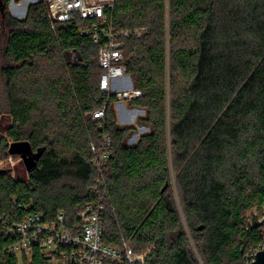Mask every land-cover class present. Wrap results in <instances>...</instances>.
<instances>
[{
	"label": "trees",
	"instance_id": "1",
	"mask_svg": "<svg viewBox=\"0 0 264 264\" xmlns=\"http://www.w3.org/2000/svg\"><path fill=\"white\" fill-rule=\"evenodd\" d=\"M9 5L1 0L0 157H19L13 143L41 155L26 178L0 170V264H48L38 248L30 260L10 252L18 239L5 236L6 219L40 212L54 223L64 212L74 232L97 202L91 144L102 131L87 115L106 104L104 242L151 248L149 264H199L193 246L204 264H246L264 243V222L247 223L264 208V0H116L117 29L148 31L125 42L127 74L143 92L130 104L150 129L135 146L136 127L118 126L116 98L100 90V48L80 34L83 21L53 25L44 2L20 20ZM72 51L77 64L65 58Z\"/></svg>",
	"mask_w": 264,
	"mask_h": 264
},
{
	"label": "built area",
	"instance_id": "2",
	"mask_svg": "<svg viewBox=\"0 0 264 264\" xmlns=\"http://www.w3.org/2000/svg\"><path fill=\"white\" fill-rule=\"evenodd\" d=\"M47 8L48 19L54 25L74 21H83L79 32L89 36L99 49V63L103 69L100 78V90L108 96H114L118 104H128L143 96V92L135 89L130 82L126 69V44L131 38L141 39L147 33L146 28L117 29L114 20L116 0H41ZM38 3V2H36ZM77 58L76 52H70ZM129 80L126 87L120 83ZM127 83V84H128ZM106 104L102 108L89 113L92 122L102 131L100 143L91 144L94 155L93 164L97 170V178L91 193L97 202L85 206L79 213V225L72 232L67 229L65 213L60 212L57 221L48 223L43 213L35 212L28 215L21 223L5 221L4 234L8 238L18 239L10 248V252L19 258L31 259L33 251L38 248L48 260V264H149L147 263L148 248L144 253L137 254L130 244L122 247L108 245L104 242V224L108 188L104 170L112 156V138L105 132ZM255 218L259 224L264 222V208L255 209ZM254 220V218H252ZM252 223V221H251ZM264 250V243L253 249L246 264H252L258 252ZM163 264V263H160Z\"/></svg>",
	"mask_w": 264,
	"mask_h": 264
},
{
	"label": "rangeland",
	"instance_id": "3",
	"mask_svg": "<svg viewBox=\"0 0 264 264\" xmlns=\"http://www.w3.org/2000/svg\"><path fill=\"white\" fill-rule=\"evenodd\" d=\"M13 1H15V0H10V3ZM8 10L10 12L9 7H8ZM65 58L71 64L79 63L77 61V58H74V59L72 58V54H70V52L65 54ZM6 62H7V60L3 56H0V93H1V99H2L4 105H5L4 101H5V95L7 93L6 92L7 90L5 89V80H4L3 76L1 75V69L6 64ZM128 81L129 80L123 81L122 83H120L119 86L120 87H126L127 85H129ZM169 99H170V90H169ZM113 111H114L116 123L118 124L119 127H121V128L127 127V126H135L136 127L137 131L132 135V137L127 142L129 146H135L138 143L141 136L150 132V129L141 123V119L146 116L145 110H143L139 107H133L130 103L125 104V105L116 103L113 106ZM169 134H170V128H169ZM169 141H170V137H169ZM9 143L11 144V141H9ZM170 160H171V164H172L171 149H170ZM0 170H9L13 177L14 176L16 178L21 177V179L26 178L27 173H28V171H27V169H26V167H25L20 156L19 157L9 156L8 158H4V159L0 157ZM172 185L175 188L176 176L174 174L173 166H172ZM254 210L255 209L251 210L248 213V216H247V218H248L247 223L248 224H250L251 221H253L252 218H254V220H256ZM186 231L189 234V237L192 239L191 234H190L187 226H186ZM192 250L194 252L193 253L194 258L197 259L198 263L204 264L201 256L198 254L195 246L192 247Z\"/></svg>",
	"mask_w": 264,
	"mask_h": 264
},
{
	"label": "water",
	"instance_id": "4",
	"mask_svg": "<svg viewBox=\"0 0 264 264\" xmlns=\"http://www.w3.org/2000/svg\"><path fill=\"white\" fill-rule=\"evenodd\" d=\"M1 4V0H0ZM81 60L80 54H78ZM10 153L12 155H19L28 171L30 173L32 169L36 167V161L39 159L41 152L34 154L31 146L28 143H13L10 146ZM252 264H264V250L257 253L255 261Z\"/></svg>",
	"mask_w": 264,
	"mask_h": 264
},
{
	"label": "crops",
	"instance_id": "5",
	"mask_svg": "<svg viewBox=\"0 0 264 264\" xmlns=\"http://www.w3.org/2000/svg\"><path fill=\"white\" fill-rule=\"evenodd\" d=\"M41 0H15L10 3V13L14 18L25 19L30 5Z\"/></svg>",
	"mask_w": 264,
	"mask_h": 264
}]
</instances>
